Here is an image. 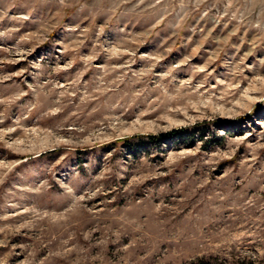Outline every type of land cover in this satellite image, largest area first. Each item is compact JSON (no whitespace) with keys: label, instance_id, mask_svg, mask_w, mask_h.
Instances as JSON below:
<instances>
[{"label":"rangeland","instance_id":"374dc122","mask_svg":"<svg viewBox=\"0 0 264 264\" xmlns=\"http://www.w3.org/2000/svg\"><path fill=\"white\" fill-rule=\"evenodd\" d=\"M0 264H264V0H0Z\"/></svg>","mask_w":264,"mask_h":264},{"label":"trees","instance_id":"16d2710c","mask_svg":"<svg viewBox=\"0 0 264 264\" xmlns=\"http://www.w3.org/2000/svg\"><path fill=\"white\" fill-rule=\"evenodd\" d=\"M168 133H172V132H168ZM165 134H167V133H165ZM165 134H163V135H165ZM149 137H151L150 139H153L154 137H157V136H149ZM128 141H129L128 139L123 140V142H128Z\"/></svg>","mask_w":264,"mask_h":264}]
</instances>
